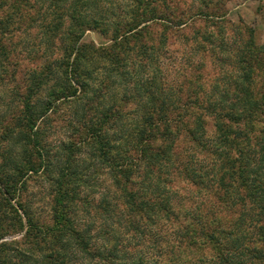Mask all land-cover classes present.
I'll use <instances>...</instances> for the list:
<instances>
[{"label":"trees","instance_id":"obj_1","mask_svg":"<svg viewBox=\"0 0 264 264\" xmlns=\"http://www.w3.org/2000/svg\"><path fill=\"white\" fill-rule=\"evenodd\" d=\"M202 4H25L31 14L20 19L38 35L28 60L37 64L23 93L16 94V128L0 133V239L24 233L20 242L0 245V264H146L120 244L114 226L133 239L131 233L142 237L144 226L159 223L168 231L167 259L149 264H264V44L253 30L239 27L227 57L234 72H223L226 80L220 78L210 95L199 82L203 60L199 66L188 62L184 70L190 71L174 81L167 76L169 63L161 60L176 45L188 48L187 56L200 53V59L214 48L226 51L207 32L221 12H207L210 3ZM196 21L207 28H196ZM87 32L105 42H83ZM220 57L222 70L226 58ZM53 121L72 132L51 141L54 128L42 127ZM83 150L92 153L99 177L107 176L114 189L112 200L107 188L96 205L99 246L91 245L92 227H81L75 216L92 165L77 164ZM180 174L204 191L207 204L176 210L171 184ZM30 175H41L51 187L49 225L35 222L21 202L12 203Z\"/></svg>","mask_w":264,"mask_h":264},{"label":"rangeland","instance_id":"obj_2","mask_svg":"<svg viewBox=\"0 0 264 264\" xmlns=\"http://www.w3.org/2000/svg\"><path fill=\"white\" fill-rule=\"evenodd\" d=\"M115 4H121V0H112ZM205 1L210 3L207 5L205 10H216L218 13L221 12L222 18L216 21V25H210L207 32L216 36L215 41L221 40L223 43L225 52L222 54L219 49L214 48V52L209 57L204 58L200 53L191 54L187 56L188 48L182 45L173 46L166 54L167 58H161L163 62L169 63V70L167 76L170 80L174 81L182 79L185 72L184 68H187L188 62L198 65L204 61V74L202 75L199 82L203 86L204 93L210 95L213 91L214 84H219L222 73L231 72L233 74L235 65L229 67L227 57L234 53L236 45L238 43V36H240L239 27H245L247 30H253L255 34V40L258 44H264V0H184V4L191 5L195 9H202V2ZM19 3L20 7L16 12H12V7H15ZM34 0H0V133L1 129L4 128H16L15 116L19 115L20 100L17 97V93L22 94L25 87V78L35 68L37 63H31L28 58L32 54V46L35 44L38 35L36 29L29 30L32 25L29 21L23 22L20 18L24 12L31 14L29 9L26 8L25 4H33ZM48 3V2H46ZM24 5V6H23ZM12 12V13H11ZM195 27H206L200 21L195 22ZM207 28V27H206ZM248 33H244L242 38H246ZM222 38V39H221ZM243 40V39H242ZM85 43H94L100 45L105 42V39L95 32H87L82 40ZM3 47V48H1ZM220 56L226 58L225 65L221 70V64L219 60ZM188 59V60H187ZM227 63V64H226ZM176 64V65H175ZM27 85V84H26ZM220 91V89L218 88ZM219 91L217 93H219ZM218 95V94H217ZM18 112V113H16ZM129 121L131 116L129 115ZM56 121V120H55ZM50 124L42 128H54L50 131V139L54 142V138L59 137L58 140L65 138L64 133H70L72 130L65 129L66 126L59 122L57 125ZM211 120H207V133L212 136L213 130L211 128ZM89 150H83L77 158V164L81 165V168H85L88 163H92L89 167L87 175L88 178L83 179V183L80 186L79 195L82 198V203H78L79 208L76 212V219L80 223L81 227L90 225L92 230L89 231L93 241L92 246H99V210H96V205L99 204V197L107 190L111 184L110 179L107 176L99 177V164L97 160L91 155ZM202 163V159L199 161ZM94 168V170H92ZM178 176L175 182L171 184L172 188L177 191L174 195L176 210H189L196 208L198 205L207 204L203 199V190L195 188L194 184L187 183L183 177ZM26 180L25 187L18 194L16 200L12 203L15 206L18 202L27 208L35 222L43 225H49L51 223V204H52V191L47 181L42 176L30 175ZM102 181V182H100ZM100 184V185H99ZM199 187V186H198ZM109 196L113 197V187H109ZM112 193V194H111ZM203 207V205H200ZM207 206V205H206ZM95 208V210H93ZM19 214H22L21 212ZM23 216V215H22ZM11 219L7 220L10 222ZM104 223V222H102ZM118 225V224H117ZM122 225V224H121ZM119 226V225H118ZM119 235L120 244L126 247L131 255L139 256L145 261L146 264L150 262H163L167 259L165 254V246L168 238L167 229L160 223L154 226H144L143 233L139 232L137 236L135 233L133 239L123 232H120L121 227L114 226ZM110 228V227H109ZM112 229V227H111ZM124 230V228L122 227ZM24 232L12 233L5 235L0 239V245L3 243H9L11 241L20 242L22 240ZM117 235V233H116ZM97 244V245H96ZM18 248L22 246L17 245ZM16 248V247H14ZM1 250V248H0ZM164 252V253H163ZM133 253V254H132ZM136 253V254H135ZM19 258V257H18ZM98 260H96L97 262ZM165 262V261H164ZM1 263V255H0ZM99 264V261L97 262Z\"/></svg>","mask_w":264,"mask_h":264}]
</instances>
